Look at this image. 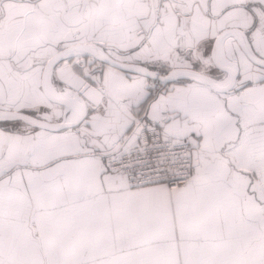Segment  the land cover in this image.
Returning a JSON list of instances; mask_svg holds the SVG:
<instances>
[{"label":"snow or ice","instance_id":"snow-or-ice-1","mask_svg":"<svg viewBox=\"0 0 264 264\" xmlns=\"http://www.w3.org/2000/svg\"><path fill=\"white\" fill-rule=\"evenodd\" d=\"M0 264H264V0H0Z\"/></svg>","mask_w":264,"mask_h":264}]
</instances>
